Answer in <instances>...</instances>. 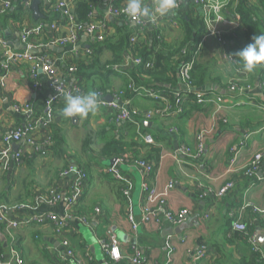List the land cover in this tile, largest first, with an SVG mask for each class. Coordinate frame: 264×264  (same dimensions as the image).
<instances>
[{
  "label": "crops",
  "instance_id": "1",
  "mask_svg": "<svg viewBox=\"0 0 264 264\" xmlns=\"http://www.w3.org/2000/svg\"><path fill=\"white\" fill-rule=\"evenodd\" d=\"M11 1L10 14L3 12L0 3V38L4 43L0 47V65L4 64L1 67L0 82L3 80L5 84H0V148L7 147L3 139L11 130L23 127L30 119L27 114L16 112L14 106L30 104L31 118L35 122L45 114V103L51 94L45 75L39 74L40 87L35 89L30 78V63L17 58L25 51L29 52L21 38L25 25L35 27L38 23L32 9V20L28 19L24 25L16 21L11 12H14L17 0ZM27 1L31 8L33 0H24L25 6ZM126 2L127 0H123L122 5H126ZM143 3L151 9L154 0H143ZM39 9L42 19H53L46 26L55 23L58 35L67 36L73 31L71 23L59 14L56 17L50 16L54 14L44 0H41ZM182 10L193 18H202L205 23L206 34L201 41L199 61L205 66L207 89L224 97V108L219 115L215 114L214 108L200 106L199 110L191 111L186 116L178 117L169 113L170 115L146 119L157 109L156 104L148 100L151 98L139 96L129 101L127 106L136 108L142 116L145 136L153 138L152 143H146L162 150L161 160L148 179L150 187L165 192L168 185L173 183L174 189L170 192L168 205L174 211L189 210L188 220L182 225H172L163 220L160 224L141 225L134 230L133 224L142 219L144 171L134 167H121L129 188L128 195L123 199L118 193L117 182L104 172L107 166L99 165L91 158L94 164L86 168L88 178L80 203V208L89 217H75L63 231L64 238L74 249V257H64L66 249L54 228L30 226L13 233L15 246L26 264H63L64 259L65 264H132L131 258L138 251L147 259L148 264H239L241 259L254 256L249 242H245L241 236L237 239L232 235V226L239 220L248 225L250 231L255 232L260 253L264 256V240L260 239L264 237V179H261L264 176V111L256 109L252 104H264V74L261 75L259 65L253 71L246 72L245 78L250 85L247 102L231 98L227 86L236 76V67L230 62V58H233L231 47L227 43L224 46L212 34L244 32L241 22L233 16L236 12V0H206L204 5L186 0ZM94 14L95 21L109 23L108 25L106 22L108 27L105 34L109 33L110 36L115 31L117 35L135 27L134 23H127L109 14V0H98L94 4ZM174 17L173 12L156 19L167 43L182 39V31L173 22ZM143 19L146 21V38L152 45L154 23L147 18ZM46 32V36L33 40V45L37 47L36 53H48L56 59L63 83L75 84L76 76L68 71L67 66L82 55L84 50L89 49L91 36L80 32L79 41L74 47H55L58 50L52 51L47 49L50 45L46 44L50 43L54 33L49 27ZM100 53L104 59L111 57L104 48ZM4 75H7L5 79ZM126 79L127 76L120 73L110 76L107 79V91L116 93ZM86 82H89L88 86L94 85L88 92H95L98 86H102L95 78H83L82 83ZM182 88V85H178L175 91H181ZM63 107L61 104L56 108V127L69 150H75L81 145L86 130L99 133L100 129L110 131L116 125L111 120L113 111L108 107L99 105L97 111L86 117H74V120L60 115ZM219 116L226 123H219ZM122 124L117 123L118 129L114 132L123 134L120 130ZM203 130L208 133L202 158L196 160V163H190L180 156L179 150L183 146L195 150L197 136ZM32 136L40 145L38 154H34L25 142L10 144L8 156L0 166V202L8 205L24 200L26 203L35 202L30 208L9 209L12 212L10 217L16 220L25 221L33 215L47 214L63 218L70 211L67 197L75 177H58L59 172L65 168L67 157L47 145L49 132L46 129L38 126ZM16 150L28 152L29 156L26 155L23 163H15ZM234 152L238 153V158L232 165ZM142 153L148 156V151ZM260 153L263 155L260 168L253 176H247L249 163L255 154ZM142 156L145 157L144 154ZM228 182L234 183L228 194L223 197L214 196ZM52 186H56L62 197L55 205L46 202L42 196ZM204 192L205 197H201ZM97 207L103 212L100 216L94 215ZM109 230L115 232L122 252V259L116 263L104 253L99 244V239ZM8 246L6 233L0 230V249L5 251L3 258L7 256ZM201 248L206 250L205 255L197 260Z\"/></svg>",
  "mask_w": 264,
  "mask_h": 264
},
{
  "label": "trees",
  "instance_id": "2",
  "mask_svg": "<svg viewBox=\"0 0 264 264\" xmlns=\"http://www.w3.org/2000/svg\"><path fill=\"white\" fill-rule=\"evenodd\" d=\"M97 1L98 0H76L72 4L76 22L82 25L104 22H97L94 19V4ZM10 2L12 3L11 0ZM122 2L123 0H121L120 5H122ZM16 3L17 5H15L16 7L14 12H11V16L15 18L16 21H19L21 25H24L28 19L32 20L31 8L24 5V0H17ZM183 4L184 2H182L180 6L175 9V17L173 19V22H176L182 31V39L179 42L167 43L156 23L153 24L154 30L152 31V45H150V42L146 38V26L142 27L138 25H135V27L131 30L126 29L117 35L116 31L111 36L107 33L104 35V39L101 42L91 41L92 43L90 44L89 49L84 50L82 55L75 59L70 66H67L68 70L70 68H75L77 70L75 74L77 84L82 88L84 93H89L88 90L93 89L94 85L88 86L87 83L89 82L83 84V78L90 80L95 78V81H100L102 86H98V88L95 89V93L102 92L107 94L110 93L107 91V85L109 82L107 79L116 73H120L126 75L128 79L123 81L122 88H120L119 91L116 93L111 92L110 94L118 95L120 100L124 101L123 103H130L129 101L141 96L140 94L144 91L151 90L157 91L167 97L165 100L160 99L159 101L146 98L153 101L157 106L156 108L160 111H163L169 106L171 108L169 113L180 117L188 115L191 111L199 110L200 106L195 102V95L197 92L203 91L205 95H211L216 92L212 89H207L208 81L206 72H204L205 66L199 61L201 51L197 56L195 55L198 45L201 43L204 35L206 34L205 23L202 18H193L187 13H183ZM48 6L54 10L53 3L48 4ZM10 11L11 10H9L7 14H10ZM235 13L240 16V22L244 28V32L242 34H222L221 38L224 42L230 45V53L239 64L238 69L245 71L243 69L242 62L238 57H236L235 53L251 43L254 35L264 33V0H258L257 2H254V0H239L236 5ZM53 14L54 15L50 16L56 17L58 15L55 12H53ZM39 19L36 21L38 24L47 25L48 22L53 21V19H49L48 17L45 19H42L41 17ZM121 19L126 22H130L124 17ZM43 35L46 36L47 32L44 31L40 36L32 38L30 42L33 44V40L38 38L40 39ZM47 40L49 42L48 37ZM49 44L50 43L46 45ZM103 48L111 54L109 59L102 58L100 51H103ZM134 61H137V63H134ZM191 61H194V66L190 73V77L187 80V88H185L180 78V69L183 65ZM259 66L261 67L260 73L263 75L264 63L259 64ZM237 77L238 72L236 73V78ZM261 82L263 83V81ZM232 84L233 82L228 83L227 88L231 87ZM178 85H182L183 88L181 91L176 92L175 88ZM245 85H249L247 79H245ZM188 88L190 90H188ZM176 93L181 96L179 98L176 97ZM181 97H187L188 102L182 106V112L178 113L176 112L177 105L181 100ZM61 104L64 105V98L59 100L55 105V116L56 108ZM111 120L116 125L112 126L110 131L100 129L99 133H94L93 131L86 130V134L81 145L75 150H69L66 148L63 135L61 134L59 128L56 127V118L53 120L47 129L49 137L53 140V151H56L59 154H66L65 157H67L65 168L59 172L58 177H60V174L63 171L69 170L71 167H75L88 175L86 168L91 167L94 164L91 161V158H93L95 162H98L99 165H102L114 158L123 159L125 162H130L131 160H144L153 165L155 172V167L159 164L162 157V150L153 144H147L144 140L146 132L142 128V116L139 115L134 123L127 122L120 125V130L123 131V134L114 132L118 129V125L114 116ZM225 121L226 120L224 118L219 116V123H226ZM32 135L33 133L31 136ZM21 151V159L19 162H15L16 164H20L22 161L24 162L26 155L29 156L28 152H25V150ZM143 151H148L149 157L146 153H142ZM142 154H144L145 157L142 156ZM184 159L190 163L197 160L189 158ZM117 185L118 193L123 199H125V186L118 182ZM55 188L56 186L50 187L42 196L47 195L48 192ZM34 203L35 202L26 203V200H24L12 205H8L6 203L2 204L6 206L7 209H23L32 207ZM80 203L81 199L76 205L71 206L70 212L74 218L82 215L86 216L83 209L80 208ZM30 226H49L55 229L53 223L50 222L39 225L28 224L25 228ZM0 230L2 231L1 228ZM231 232L237 239H240L241 236V239L243 238L247 243L249 242V238L255 234L253 230H249L248 225L247 230L244 233H237L232 230ZM4 254L5 251L1 248L0 259H3ZM65 263L66 260H64L63 264ZM239 264H264V259L262 258L260 250H257L254 251V256L252 258H243L240 260Z\"/></svg>",
  "mask_w": 264,
  "mask_h": 264
},
{
  "label": "built area",
  "instance_id": "3",
  "mask_svg": "<svg viewBox=\"0 0 264 264\" xmlns=\"http://www.w3.org/2000/svg\"><path fill=\"white\" fill-rule=\"evenodd\" d=\"M48 6V4L53 3V9H51L49 6V10L52 12H55L56 14H59L66 20H68L71 23L73 31L69 35L61 36L57 34V25L55 23H52L48 26L45 24H38L35 27H25L23 29L22 33V41L24 45L27 48H33L36 49L30 40L32 38H35L37 36H40L46 29L49 27L54 33L51 41L50 46L53 47H74L78 41L79 37L78 34L80 32H86L91 36L92 42H101L104 39V34L107 30V23L106 22H99V23H91L88 25H82L78 22H76L74 11H73V3L76 0H44ZM186 0H177V7L180 6L182 2ZM192 1L199 5H204L206 3V0H187ZM0 3L3 7V12L7 13L11 7L12 3L10 0H0ZM121 0H109V14L112 17L115 18H126L130 22L134 23L138 26H145L146 21L142 19H132L128 17L124 12L123 9L126 5H120ZM238 4V0H236V5ZM26 6H30V2H26ZM233 16L236 20H240V16L237 13H234ZM153 23H156L155 21H152ZM212 36L217 37L219 41L225 46L226 42L222 40V34L219 32H215L212 34ZM4 46V43L2 42L0 38V47ZM202 44L200 43L197 47L195 55L197 56L201 51ZM18 59H23L25 61H28L31 65L30 70V78L32 80L33 86L35 89H38L40 87V81H39V74L40 71L42 74L45 75L47 79V85L50 90V97L47 99L45 103L46 111L45 114L36 120L31 118L32 117V108L30 104H16L14 106V109L16 112L25 113L29 116V121L23 126V127H17L11 130V132L4 137L3 143L7 145V147L0 148V166L3 165V161L8 156V152L10 150V144H17L21 142H25L29 148H31L33 153H40V145L35 140L34 136H31V134H34V131L38 126L43 127V129H48L49 125L53 122L55 119V105L57 102L61 99H63V93H70L72 95H83L85 94L82 88L77 84H71V85H65L63 83V80L61 79L59 75V69H58V62L56 59H54L52 56H50L48 53L43 55H35L30 54L29 52L25 51V53L18 55ZM230 62L234 64L236 67V73L238 72V77L236 76L233 78V80L230 82L232 84L231 87L228 88V91L231 93V98H240L244 99L245 102L249 100L248 97V89L250 88V85H245V77H246V71H243L242 69H238V63L234 58H230ZM134 63H137V61H134ZM194 66V61L188 62L187 64L183 65L180 69V78L183 82V85L185 88H187V80L190 77V73L192 71V68ZM6 67V66H5ZM73 75L76 74L77 70L75 68H70L68 70ZM7 75L3 76V79H5ZM2 86V82H0ZM188 90H190L188 88ZM98 99H99V105L103 107H108L113 111V116L116 120V123H134L136 118L140 115L139 111L136 108L128 107L127 104L129 103H122L118 95H112L110 93H102V92H96ZM110 95L112 97V101L108 102L105 100L106 96ZM143 97L151 98L156 101H159L160 99L165 100L167 97L163 94H160L157 91H151L146 90L143 93L140 94ZM181 95L176 93V97H180ZM188 102L187 97H181V100L179 101L177 105V111L178 113L182 112V106ZM195 102L197 105L205 107H213L215 109V114H218L223 108L225 104V99L222 95L214 93L211 95H205L203 91L197 92L195 95ZM257 103V102H256ZM253 106L258 109L264 111V104L252 103ZM170 107H166L163 111H160L159 109L154 110V112L151 113V115L147 116L146 119H151L153 116L156 115H164L169 114ZM219 115V114H218ZM226 122V121H225ZM207 131L203 130L201 131L197 136V146L196 149L193 150L189 148L188 146H183L180 151V156L182 158H189V159H201L204 149H205V140ZM144 140L147 143H152L153 138L151 136H144ZM53 140L51 137H48L47 139V145L52 146ZM18 151V152H17ZM15 154V162H19L22 156V151L17 150ZM235 153L234 160L232 161V165L235 164L237 161V152ZM263 161V155L255 154L254 158L249 163V166L246 170L247 176H253L258 169L260 168V165ZM182 163V161L180 160ZM134 167L138 169H142L144 171V201L142 206V219L139 223H134L133 228L134 230L138 229L141 225H148L151 223L160 224L163 220L169 222L172 225H182L184 224L188 218H189V210L182 209L179 211L172 210L168 205V199L170 196V192L174 189V184L170 183L166 189L165 192H160L154 187H150L148 183V179L151 178V176L154 173V167L152 164L144 161V160H131L130 162H125L123 159H116V163L113 166L106 167L104 172L110 176L114 181L121 183L125 186L124 194L125 196L129 193V188L127 187L128 181L125 178V175L122 171L121 167ZM73 175L75 177V180L72 183L71 191L69 196L67 197V202L71 210V206L76 205L79 200L82 197L84 187L86 186V179L88 178V175L86 173L81 172L75 167H71L69 170L63 171L60 174V177ZM264 179V176L263 178ZM127 183V185H126ZM234 187L233 182L226 183L220 190L216 193H214V196L216 197H223ZM201 197H205V192L202 194ZM62 197L59 193L58 189H52L50 192H48L47 195L44 196V200L48 202L49 204L55 205L58 204L61 201ZM9 209L6 208L1 202H0V228L6 233V236L9 240V246H8V254L5 258L0 259V264H26L25 260L23 259L21 253L18 251L16 246L14 245V237L13 233L17 230H20L21 228H24L28 224H45L47 222L53 223L55 227V232L57 235H59L62 238V246L66 249L65 258H72L75 255L74 249L72 248L70 242L64 238V229L68 225L69 222H71L74 217L72 216V213L69 211V213L63 217L58 218L53 214H47V215H33L31 218L23 221V220H16L8 216L7 211ZM257 210V209H256ZM102 210L97 207L94 209V215L100 216L102 215ZM86 219V218H85ZM89 220V218L87 219ZM133 219L130 217V221ZM233 232L237 233H244L247 230V225L243 221H236L234 222L232 226ZM258 237L256 234H254L252 237L249 238V243L252 246L253 251L259 250L258 244ZM99 244L104 251V253L113 261V262H119L122 259V252L120 248L119 240L116 238L115 232L112 230H109L104 237L99 239ZM205 249L201 248L199 250L197 260L201 259L205 254ZM264 259V256H262ZM65 260V259H64ZM62 261H57V263ZM132 264H148L147 259L138 251L135 252L133 257L131 258Z\"/></svg>",
  "mask_w": 264,
  "mask_h": 264
},
{
  "label": "clouds",
  "instance_id": "4",
  "mask_svg": "<svg viewBox=\"0 0 264 264\" xmlns=\"http://www.w3.org/2000/svg\"><path fill=\"white\" fill-rule=\"evenodd\" d=\"M177 7V0H154L153 8H148L143 0H127L123 12L132 19L147 18L150 22L158 17H164L173 13ZM242 62L246 72L253 71L259 64L264 63V33L254 35L252 42L242 50L235 53ZM64 107L60 115L65 119L77 116L86 117L89 113L97 111L99 101L97 93L89 92L83 95L63 93Z\"/></svg>",
  "mask_w": 264,
  "mask_h": 264
},
{
  "label": "water",
  "instance_id": "5",
  "mask_svg": "<svg viewBox=\"0 0 264 264\" xmlns=\"http://www.w3.org/2000/svg\"><path fill=\"white\" fill-rule=\"evenodd\" d=\"M40 4H41V0H33L32 5H31V9H32V11H33V14H34V18H35V20H38L39 18L42 17V16L40 15V9H39ZM25 49H29V53H30V54H35V55L37 54V53H36V50L33 49V48H27V47H25ZM47 49H50V50H52V51L58 50L57 48H55V47H53V46H49ZM64 50H65V49H63V51H64ZM65 51H66V50H65ZM43 53H44V52H40V54H43ZM3 65H4V64H1V65H0V74H1V72H2L1 67H2ZM40 73H42V72L40 71ZM105 100L108 101V102H111L113 99H112V97H111L110 95H108V96H106ZM74 119H75V118H73V120H74ZM16 151H17V150H16ZM115 163H116V159L114 158V159H112V160H110V161H108V162H105L104 165H106L107 167H110V166H113ZM7 214H8V216H10V215L12 214V212H11L10 210H8V211H7ZM260 239H261V241H263V240H264V237H261Z\"/></svg>",
  "mask_w": 264,
  "mask_h": 264
}]
</instances>
